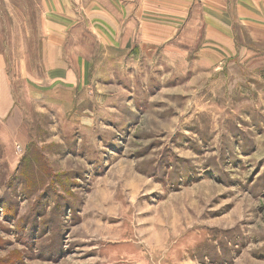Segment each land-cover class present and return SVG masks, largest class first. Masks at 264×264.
<instances>
[{
  "label": "rangeland",
  "instance_id": "obj_1",
  "mask_svg": "<svg viewBox=\"0 0 264 264\" xmlns=\"http://www.w3.org/2000/svg\"><path fill=\"white\" fill-rule=\"evenodd\" d=\"M45 1L0 0V264H264L260 23Z\"/></svg>",
  "mask_w": 264,
  "mask_h": 264
},
{
  "label": "crops",
  "instance_id": "obj_2",
  "mask_svg": "<svg viewBox=\"0 0 264 264\" xmlns=\"http://www.w3.org/2000/svg\"><path fill=\"white\" fill-rule=\"evenodd\" d=\"M81 1L84 7L93 4L98 8V15H94L98 24H112L113 29L117 28L115 39L123 34V28H119L122 23L129 24V31L133 33L132 27L139 22L143 24L141 29L144 28L148 36L155 39L166 38L168 27L174 31L171 37L182 35L185 23L191 24L197 33L199 24H203L206 26L207 39H222L225 29L229 31L231 10L235 6L238 11L242 10L239 15L242 14L243 23L250 18L255 22L257 20L259 26L264 28V0H80L78 6H81ZM45 2L48 7L73 6L72 0ZM67 16L70 17L63 16L65 21L75 20L74 16L78 17V22L87 21L83 14L71 15L73 18Z\"/></svg>",
  "mask_w": 264,
  "mask_h": 264
}]
</instances>
